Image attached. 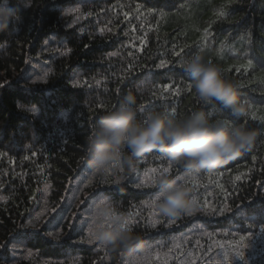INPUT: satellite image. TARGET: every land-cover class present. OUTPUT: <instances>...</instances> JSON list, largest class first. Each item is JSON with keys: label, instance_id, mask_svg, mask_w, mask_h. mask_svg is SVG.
<instances>
[{"label": "trees", "instance_id": "16d2710c", "mask_svg": "<svg viewBox=\"0 0 264 264\" xmlns=\"http://www.w3.org/2000/svg\"><path fill=\"white\" fill-rule=\"evenodd\" d=\"M17 6L22 23L0 33V264H13L8 247L15 239L53 262L79 255L68 262L123 264L128 253L113 257L85 244L71 250L66 242L50 243L45 222L26 227L28 219L43 193L48 215L66 211L75 181L90 167L86 141L93 125L137 82H147L138 96L143 112L168 109L186 116L203 110L264 130V0H23ZM70 8L80 17L73 27L63 20ZM56 42L63 44L62 52L56 55L57 45L54 56H40ZM201 48L240 85L242 97L252 104L247 118L196 99L180 62ZM38 57L49 61L48 75L44 82L28 83L24 77ZM162 60L168 66L161 69ZM167 85L175 87L165 93ZM167 166L158 154H146L135 173L121 171L117 177L119 172L108 170L81 202L89 195L110 197L135 218L140 205L151 203L157 192L153 181ZM167 174L194 188L201 210L190 218H171L176 221L171 231H139L145 241L200 228L233 248L251 244L250 253L239 250L244 256L239 264H264V136L251 151L210 174L193 176L172 165ZM72 214H67L69 225Z\"/></svg>", "mask_w": 264, "mask_h": 264}, {"label": "clouds", "instance_id": "9594fccd", "mask_svg": "<svg viewBox=\"0 0 264 264\" xmlns=\"http://www.w3.org/2000/svg\"><path fill=\"white\" fill-rule=\"evenodd\" d=\"M23 0L11 5L0 0V33L22 23ZM12 31H16L12 28ZM189 77L196 99L203 106L218 104L237 119L247 118L251 102L243 98L240 85L226 78L224 68L214 63L201 48L180 62ZM147 87L137 82L123 96L118 107L100 115L86 141V154L93 174L102 176L108 170L135 173L146 154L156 153L173 167L189 175L212 173L251 151L264 130L235 124L223 116L213 118L203 110L186 116L173 111L143 112L138 96ZM143 112V118L138 115ZM154 204L159 214L180 218L199 211L194 188L180 177L162 174L155 181ZM92 239L113 257L144 252V237L131 227L130 216L122 202L102 197L94 202L88 214Z\"/></svg>", "mask_w": 264, "mask_h": 264}, {"label": "rangeland", "instance_id": "374dc122", "mask_svg": "<svg viewBox=\"0 0 264 264\" xmlns=\"http://www.w3.org/2000/svg\"><path fill=\"white\" fill-rule=\"evenodd\" d=\"M79 18L75 9L70 8L66 10L63 20H65L68 27H73L77 25ZM48 44L49 41L46 45ZM57 45H61V50H58L56 53L58 55L63 51L64 46L62 43L58 44L56 42L52 43L50 48H46L40 56H54V48ZM42 59V57H38L32 61L31 67L24 77L26 82L35 83L45 81L48 75V68L45 65H49V61H41ZM108 172L102 176H98L93 174L91 167L87 168L83 172V175L75 181V186L66 202V211L61 214L55 213L48 215L49 212L45 207L47 195L43 193L42 201L38 204L30 219H28L26 227H37V225H42L45 222L46 225L42 229L46 231L44 237L50 243L61 244L66 242L71 245V250L73 245L85 244L93 252L102 253L106 249L102 248L99 244L87 243L89 239L88 220H85L88 217L91 206L95 201L102 198V195H89L84 204L81 200L86 189L94 183H97L100 179L105 180ZM120 175L121 172L117 173V177ZM151 203L140 205L136 217L131 218L135 221L131 227L136 232H143L144 230L151 231L157 227L162 228V230L166 229V231H171L173 228L170 225L164 226L171 218L162 217L160 214L158 216L154 215V212L159 213L156 207L154 210L150 207H145V205H150ZM72 211V215L75 216L74 222H71L72 225H69L68 215ZM141 213H147L148 217L146 219L141 218ZM56 214H58L56 218L51 221L52 217ZM194 222L197 221L193 220L192 223L194 224ZM153 224H156L155 228L152 227ZM179 233L181 232L169 233L168 236H160L156 240L146 241V250L144 252L128 253L125 256L123 264H239L241 262L238 259L239 250H244L248 253L252 251L251 244L244 243L233 248L229 243H221L211 239L208 233L200 228L191 232L187 231L184 234ZM8 251L12 257L13 264H70L68 261H75V259L79 258V255H74L67 259H55L53 262L46 259L44 255H41L39 250L30 248L26 243L17 239L10 243ZM105 263L103 262L101 264Z\"/></svg>", "mask_w": 264, "mask_h": 264}, {"label": "snow or ice", "instance_id": "6c2138e0", "mask_svg": "<svg viewBox=\"0 0 264 264\" xmlns=\"http://www.w3.org/2000/svg\"><path fill=\"white\" fill-rule=\"evenodd\" d=\"M176 55H179V53H176ZM250 64H251V61H249V65H250ZM167 66H168V65H167V62L162 60L161 63L158 65V68H161V69H162V68H166ZM174 87H175L174 85H167V86H165V88L163 89V91H164L165 93L171 92L172 89H173ZM177 92H178V90H177ZM154 95H155V93H154ZM142 110H145L143 105H142ZM173 111H174V110H173ZM170 169H171V163L168 162V166L162 169L160 175H162V174H166V173H169ZM117 183H119V181H117ZM140 186H141L140 184H136V187H137V188H139ZM152 186H153V187L156 186V185H155V181H153V185H152ZM145 207H150V208H152V209L154 210V209H155L154 200L152 201V203H151L150 205H145ZM207 207H208V206H207V203L205 202V208H207ZM219 211H220L221 215H223L224 209L221 208V209H219ZM260 211H261V212H264V208H262ZM138 215H139V214H138ZM154 215H157V216H158L159 213L154 212ZM192 215H193L192 213H189V214H188L189 217H191ZM241 219H242V220L245 219V217L243 216L242 213H241ZM85 220L87 221V220H88V217L85 218ZM134 223H135V221L131 219V225L134 224ZM175 223H176L175 220H168V221L164 224V226L174 225ZM152 227L155 228V227H156V224H153ZM260 231H261V232H264V228H261ZM88 233H89V239L87 240V243H89V244H95L96 242H95V241L92 239V237H91V231H90L89 227H88ZM56 238L58 239V237H56ZM241 239H243V237H241ZM238 255H239L240 259H243V258H244L242 252L239 253ZM226 258H227V257H226Z\"/></svg>", "mask_w": 264, "mask_h": 264}]
</instances>
